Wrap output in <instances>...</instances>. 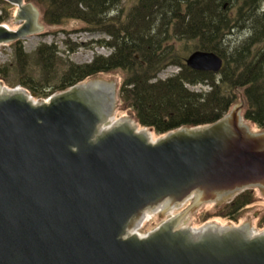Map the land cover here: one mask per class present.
Returning a JSON list of instances; mask_svg holds the SVG:
<instances>
[{
  "label": "water",
  "instance_id": "water-1",
  "mask_svg": "<svg viewBox=\"0 0 264 264\" xmlns=\"http://www.w3.org/2000/svg\"><path fill=\"white\" fill-rule=\"evenodd\" d=\"M3 1L21 26L0 25V47L43 31L34 5ZM185 63L212 74L224 67L206 51ZM116 101V84L102 80L44 101L0 85V264H264V231L178 229L186 210L146 237L128 235L149 207L264 189V132L246 124L243 98L210 126L156 140L128 117L99 132Z\"/></svg>",
  "mask_w": 264,
  "mask_h": 264
},
{
  "label": "trees",
  "instance_id": "trees-1",
  "mask_svg": "<svg viewBox=\"0 0 264 264\" xmlns=\"http://www.w3.org/2000/svg\"><path fill=\"white\" fill-rule=\"evenodd\" d=\"M263 0H25L40 9L47 26L78 21L85 32L101 33L98 45L110 50L91 64L65 65L56 45L40 46L34 56L21 42L12 43L14 63L0 66V84L21 86L38 99L64 92L108 73L121 72L119 104L128 118L159 136L181 128L210 126L224 118L243 98L246 122L264 131V12ZM2 2V1H1ZM0 17V24H5ZM234 33H248L239 44ZM195 51L218 54L219 74L189 69L186 58ZM32 60L38 75L32 76ZM169 67L178 73L165 80ZM34 68V67H33ZM46 77H45V76ZM203 85L195 92L190 86ZM253 203L252 190L239 194L204 222L216 217L237 221ZM264 227V214L260 220Z\"/></svg>",
  "mask_w": 264,
  "mask_h": 264
},
{
  "label": "rangeland",
  "instance_id": "rangeland-1",
  "mask_svg": "<svg viewBox=\"0 0 264 264\" xmlns=\"http://www.w3.org/2000/svg\"><path fill=\"white\" fill-rule=\"evenodd\" d=\"M126 0H123V3ZM36 7V6H35ZM264 10V0L262 1V6ZM37 8V7H36ZM40 10V9H38ZM17 9L16 7L10 5L7 2L0 0V17L5 18V24L11 30H17L21 23L18 21H14L16 17ZM14 21V22H11ZM40 24L43 27V31L40 34L25 38L21 40V45L24 49V52L28 55L34 56L37 49L40 46H50L56 45L58 50L60 51L59 57L64 61L61 62L59 69V76L65 71V65L73 64V65H87L91 64L94 59L98 56L100 57H108L110 55V50L105 47L98 45V41L105 39L107 40L108 37L101 34V33H90L85 32L84 25L78 21H66L62 26H47L43 20L42 16L40 17ZM248 33L245 35L244 33H234L233 36L230 37V41L232 46L239 44L242 42ZM14 63V50L11 44L4 45L0 47V66H10ZM37 64L36 60H32V69L29 70L36 75V78L42 75H38V72L35 68ZM34 67V68H33ZM178 69L176 67H169L164 70L160 75L159 79L165 80L170 76L178 73ZM45 76V75H44ZM46 77V76H45ZM92 80H102L106 82H113L117 86V101L116 107L114 110V117L116 120L127 117L126 113L119 104V88L123 82V74L121 72L117 73H108L99 76L97 79ZM2 86L7 87L5 84H1ZM190 90L195 92H200L202 90H207L206 86L198 85V86H190ZM58 94V93H57ZM35 99H38L35 97ZM39 100V99H38ZM241 100L238 101L234 106L240 105ZM244 111V110H243ZM243 114V113H242ZM248 127L253 133H261L263 132L257 125L251 124L246 122ZM154 138H160L161 136L157 135L155 132ZM255 196V203L250 205L242 214V216L237 221H230L227 218L223 217H216L211 219L209 222H204L205 214L207 212L213 213L217 209V207L223 205V202H216V203H203L202 201L194 204L196 197L192 199L186 206L187 212L186 214L182 215L180 223L183 221L185 228H193L199 229L206 223H212L217 226L222 227H229V226H236L242 227L248 225L252 227L256 232H261L264 230V227L260 224V220L264 214V189H251ZM185 210H181L179 213L184 212ZM167 213H161L157 215L151 223L141 230L140 234L146 235L152 230L156 229L163 221L166 219Z\"/></svg>",
  "mask_w": 264,
  "mask_h": 264
},
{
  "label": "bare ground",
  "instance_id": "bare-ground-1",
  "mask_svg": "<svg viewBox=\"0 0 264 264\" xmlns=\"http://www.w3.org/2000/svg\"><path fill=\"white\" fill-rule=\"evenodd\" d=\"M5 26H6V25H5ZM6 27H8V26H6ZM8 28H9V27H8ZM9 29H10V28H9ZM1 92H4V91H1ZM107 120H108V121H107L104 125L101 126V128H100V131H101V132L109 131V130H111V129L117 124V120H116L115 118H113V117H109ZM132 127H133V126H132ZM263 132H264V131H263ZM148 138H149V140H151V138L155 140V138H154L153 135H152V137H151L150 135H148ZM173 208H176V206L173 207ZM158 209H163V210L166 211V210H168L169 208H168V206L166 205V203H164L163 206L158 207ZM153 213H154L153 211H147V212L145 213V218H144V220H145V219L148 220L149 218H151ZM177 228H178V229H186L185 226H184V222L182 221L181 223H179V225L177 226ZM135 229H136V228H135ZM135 229L132 230V234H134V235H136V233H137Z\"/></svg>",
  "mask_w": 264,
  "mask_h": 264
},
{
  "label": "built area",
  "instance_id": "built-area-1",
  "mask_svg": "<svg viewBox=\"0 0 264 264\" xmlns=\"http://www.w3.org/2000/svg\"><path fill=\"white\" fill-rule=\"evenodd\" d=\"M161 211H162V210H161V209H158V208L153 209V212H154V213L152 214V217H153L154 215L160 213ZM170 214L173 215V212H171ZM152 217H151V218H152ZM151 218H149L148 220L145 219V220L143 221L142 225H141V228L144 226V224H145L146 222H149Z\"/></svg>",
  "mask_w": 264,
  "mask_h": 264
},
{
  "label": "flooded vegetation",
  "instance_id": "flooded-vegetation-1",
  "mask_svg": "<svg viewBox=\"0 0 264 264\" xmlns=\"http://www.w3.org/2000/svg\"><path fill=\"white\" fill-rule=\"evenodd\" d=\"M261 12H264V10H263V9H261Z\"/></svg>",
  "mask_w": 264,
  "mask_h": 264
}]
</instances>
